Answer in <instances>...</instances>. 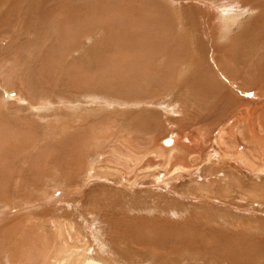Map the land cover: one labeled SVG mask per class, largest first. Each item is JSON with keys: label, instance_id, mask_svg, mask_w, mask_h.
Returning a JSON list of instances; mask_svg holds the SVG:
<instances>
[{"label": "rangeland", "instance_id": "obj_1", "mask_svg": "<svg viewBox=\"0 0 264 264\" xmlns=\"http://www.w3.org/2000/svg\"><path fill=\"white\" fill-rule=\"evenodd\" d=\"M94 2L0 0V264L5 255L22 259L24 246L37 251L44 236L54 245L58 221L86 235L77 243L83 250L91 241L102 253L105 244V261L264 264V190L257 183L264 177L254 178L256 190H224L218 180L198 185L194 175L204 169L211 179L213 137L232 116L253 112L264 128V0H241L252 7L247 12L224 6L227 0ZM223 8L241 14L229 25H236L230 41L218 44L210 20L220 11L225 29ZM145 15L167 26L153 37L147 29L162 45L154 48L149 38L160 51L154 54L140 25ZM242 57L248 59L240 63ZM236 130L227 151L250 144ZM116 149L140 161L132 167L121 157L118 165L110 154ZM172 149L170 159L150 152ZM257 163L264 168L263 158Z\"/></svg>", "mask_w": 264, "mask_h": 264}, {"label": "bare ground", "instance_id": "obj_2", "mask_svg": "<svg viewBox=\"0 0 264 264\" xmlns=\"http://www.w3.org/2000/svg\"><path fill=\"white\" fill-rule=\"evenodd\" d=\"M91 1V0H90ZM93 1H95L94 3H96V5L99 3V2H96V0H93ZM99 1H101V0H99ZM27 2V1H26ZM75 2V1H74ZM107 2H108V0H107ZM33 3V2H32ZM31 2H29L28 4L29 5H31L32 4ZM63 3V2H62ZM89 3H91V2H89ZM102 3H104L103 1H102ZM150 3V2H149ZM222 3L223 2H221L220 4H219V6L220 5H222ZM43 4V3H42ZM92 4V3H91ZM110 4H111V0H110ZM116 4V3H115ZM115 4H113V5H115ZM33 5H35V4H32L31 6L33 7ZM70 5V4H69ZM108 5H109V3H108ZM118 5V4H117ZM117 5H115V6H117ZM130 4H128V6H129ZM244 5V4H243ZM38 6V5H37ZM42 6V5H41ZM88 6V5H87ZM115 6H113V7H115ZM106 7H107V5H106ZM111 7H112V4H111ZM122 7V6H121ZM220 7H222V6H220ZM233 7V6H232ZM45 8H47V7H45ZM116 8V7H115ZM148 8V7H147ZM90 9V8H89ZM122 9H123V7H122ZM133 9V8H132ZM132 9H130V10H132ZM149 9V8H148ZM221 9V8H220ZM250 9H252V7L250 6V8H249V10ZM23 10H25V9H23ZM35 10V9H34ZM37 10V9H36ZM120 10V9H119ZM116 11V10H115ZM243 11V10H242ZM26 12H28L27 11V9H26ZM119 12V11H118ZM148 13L150 12L149 10L147 11ZM154 12V11H153ZM156 12H157V10H156ZM222 12H224V13H222V15L223 16H221V20H223L222 22L224 23V24H226V27H225V30H227V29H229V25H231V24H233V22L237 19V17L241 14V12H239V11H237V10H234V9H232V11L230 10V8H223L222 9ZM228 14H227V13ZM262 12V11H261ZM152 13V12H151ZM118 14V13H117ZM116 14V15H117ZM145 14H147V13H145ZM219 14H221V12L219 11V13H218V15ZM224 14H226V15H224ZM263 14V13H262ZM37 15V14H36ZM75 15V14H74ZM98 15H100V14H98ZM102 15V14H101ZM123 15V14H122ZM152 15V14H151ZM41 16V15H40ZM44 16V15H43ZM144 16V15H143ZM262 16V15H261ZM38 18H37V22H38V19L40 20V17L39 16H37ZM100 17H102V16H100ZM114 17H116V16H114ZM113 17V18H114ZM140 17V16H139ZM142 17V16H141ZM140 17V18H141ZM43 18V17H42ZM103 18V17H102ZM220 18V17H219ZM21 19L22 18H19V20L21 21ZM74 19V18H73ZM94 19V18H93ZM138 19V18H137ZM142 19H143V17H142ZM201 19V18H200ZM101 20V19H100ZM209 20V19H208ZM261 20V19H260ZM36 21V20H35ZM94 21V20H93ZM145 22V26H143L144 27V30H145V33L143 34V35H145V37L146 36H150L149 34H148V32H147V29L148 28H152L153 30L152 31H150L149 33L151 34V36L153 37L154 35H152V34H154V33H157L158 31L159 32H161L163 29H166L167 28V26H166V23L163 21V20H161V19H159V16H157V15H153V16H149V17H147V15H145V18H144V20H142V22L140 21V25H142V23H144ZM207 21V20H206ZM29 22V21H28ZM82 23H83V25H84V27L86 26V22L85 21H81ZM90 22V21H89ZM92 22V21H91ZM210 22H211V24L213 23V25H214V20H210ZM25 23V22H24ZM27 23V22H26ZM95 23V22H94ZM113 23H115L114 21H113ZM80 21H77L76 23H75V27L76 28H79V27H77V26H80ZM90 24V23H89ZM116 24H117V22H116ZM115 24V25H116ZM129 26H128V25ZM126 25L129 27V28H131L130 26L133 24L134 25V23H132V24H130V22H128ZM118 25V24H117ZM144 25V24H143ZM183 25V24H182ZM91 26V25H90ZM120 26V25H119ZM116 27V26H115ZM138 27H141L142 28V26H138ZM158 27H159V30H158ZM160 27H161V29L162 30H160ZM182 27V26H181ZM118 28V27H117ZM132 29H133V26H132ZM128 30V29H127ZM134 30V29H133ZM142 30H143V28H142ZM151 30V29H150ZM158 30V31H157ZM66 31V30H65ZM30 32H32L31 30L29 31V33ZM34 32H37V31H34ZM43 32V31H42ZM42 32H40L41 34H42ZM45 32V31H44ZM124 32V31H123ZM158 32V33H159ZM46 33V32H45ZM45 33H43L44 35H45ZM56 33V32H55ZM122 33V32H121ZM132 33V32H131ZM136 33V32H135ZM139 33V32H138ZM141 33V32H140ZM157 33V34H158ZM160 34V33H159ZM161 34H162V32H161ZM160 34V35H161ZM134 35V34H133ZM142 35V36H143ZM156 35V34H155ZM150 36V37H151ZM159 36V35H158ZM140 37V36H139ZM145 37L143 36V38H144V41H146L147 39H148V41H149V43L151 44V41L150 40H153V44L155 43V42H157V39H155V42H154V38L153 39H151L150 37V40H149V38L148 37H146L147 39L145 40ZM164 37V36H163ZM163 37L161 36V38L163 39ZM155 38H158L157 37V35L155 36ZM161 38H160V40H161ZM66 39H68V38H66ZM127 39V38H126ZM140 39H141V41H143L142 40V38L140 37ZM16 40H18V33H17V35L15 36V38H13V41L15 42ZM41 40V39H40ZM137 40V39H136ZM245 40V39H244ZM129 41H131V40H129ZM132 42V41H131ZM159 39H158V44L157 43H155L153 46H155V45H157V47H158V45H160L159 44ZM165 42V41H164ZM57 43V42H56ZM143 43H145L146 44V46L149 44L148 42H143ZM161 43L163 44V42L161 41ZM133 44H135V43H133ZM137 44V43H136ZM142 44V43H141ZM150 44L148 45L149 47H151L152 46V44H151V46H150ZM144 45V44H143ZM153 46H152V49H153V51H152V49L150 50L151 52H153V54H154V52L156 53V51H158V49L157 50H154V48H157L156 46L153 48ZM162 45H160L159 47L160 48H162L161 47ZM165 46V45H164ZM135 47V46H134ZM137 47H139V45H137ZM65 48V47H64ZM70 48V47H69ZM68 48V49H69ZM126 48V47H125ZM144 48V47H143ZM160 48H159V50H160ZM19 48H16V50H14V52H13V54L14 55H16V57H17V55H18V53L19 52H21V49L20 50H18ZM66 49H67V47H66ZM145 49V48H144ZM147 49V48H146ZM52 50V49H51ZM66 51V50H65ZM26 52H28V51H26ZM25 52V53H26ZM158 52H160V51H158ZM157 52V53H158ZM6 53V52H5ZM9 53V52H8ZM66 53V52H65ZM145 53V52H144ZM27 54V53H26ZM30 54V53H29ZM146 54V53H145ZM24 55V54H23ZM150 55V54H149ZM158 55V54H157ZM156 55V56H157ZM243 55V54H242ZM241 55V56H242ZM246 55V54H245ZM20 57H21V55H19ZM28 56V55H27ZM26 56V57H27ZM56 56V55H55ZM155 56V57H156ZM19 57V58H20ZM24 57H25V55H24ZM154 57V56H153ZM152 57V58H153ZM217 57V56H216ZM7 58V57H6ZM9 58V57H8ZM13 58H15V57H13ZM23 58V57H22ZM144 58V57H143ZM152 58H150V60L152 59ZM243 58V57H242ZM244 59V58H243ZM246 59H248V58H246ZM246 59H244V60H240V63H243L244 61H246ZM3 60V59H2ZM56 60H58V59H56ZM217 60V59H216ZM48 61L50 62V59H48ZM148 61V60H147ZM218 61V60H217ZM41 62V61H40ZM53 62V61H52ZM55 62V61H54ZM139 62V61H138ZM141 63L143 62L142 60L140 61ZM139 62V63H140ZM58 61L57 62H55V64L57 65V67H58ZM135 63V62H134ZM136 63H137V61H136ZM135 63V64H136ZM236 63H237V61H236ZM246 63V62H245ZM22 64V63H21ZM24 64V63H23ZM59 64H60V62H59ZM62 64V63H61ZM60 64V65H61ZM235 64V63H234ZM33 65V64H32ZM49 65H50V63H49ZM28 66V65H27ZM133 66H134V64H133ZM139 66H141L140 64H139ZM143 66V65H142ZM238 66V65H237ZM22 67H23V65H22ZM29 67V66H28ZM47 67H50V66H48V64H47ZM51 67H53L52 66V64H51ZM64 67V66H63ZM62 67V68H63ZM239 67V66H238ZM253 67V66H252ZM59 68V67H58ZM136 68H138V67H136ZM227 68H229V67H227ZM24 69V68H23ZM22 69V70H23ZM52 69V68H51ZM67 69V68H66ZM200 69V68H199ZM230 69H232V68H230ZM246 69V68H245ZM261 69V68H260ZM259 69V70H260ZM27 70H29V69H27ZM31 70V69H30ZM63 70V69H62ZM64 71V70H63ZM62 71V72H63ZM243 71H245L244 69H243ZM246 71H249V73L246 75V76H248V77H250L251 75L252 76H254V74H253V72L252 71H250V69L249 68H247L246 69ZM245 71V72H246ZM18 72V71H17ZM20 72V71H19ZM33 72V71H32ZM50 72V71H49ZM54 72H55V70H54ZM56 72H57V70H56ZM136 71H134V73H135ZM261 73V70L260 71H258V73ZM7 73V72H6ZM41 73V72H40ZM53 73V72H52ZM58 73V72H57ZM56 73V74H57ZM130 73V72H129ZM195 73H197L196 71H195ZM224 73V72H223ZM259 73V74H260ZM23 74V73H22ZM28 74V73H27ZM38 74H39V72H38ZM132 74H133V71H132ZM226 74V73H225ZM40 75V74H39ZM134 75V74H133ZM139 75V74H138ZM187 75V74H186ZM198 75V74H197ZM236 75V74H235ZM255 75H257V74H255ZM29 76V75H28ZM37 76V75H36ZM41 76V75H40ZM135 76H137V74L135 75ZM190 76V75H189ZM238 76V75H237ZM260 76V75H259ZM121 77V76H120ZM142 77V76H141ZM195 77H196V75H195ZM226 77H227V75H226ZM19 78V77H18ZM21 78V77H20ZM19 78V79H20ZM45 78V77H44ZM228 78L229 77H227V80H228ZM244 79H245V76L243 77ZM260 78V77H259ZM121 79V78H120ZM191 79V78H190ZM29 80V79H28ZM43 80V79H42ZM116 80V79H115ZM119 80V79H118ZM226 80V79H225ZM246 80V79H245ZM30 81H32V80H30ZM48 81H50L49 79H48ZM121 81V80H120ZM192 81V80H191ZM190 81V82H191ZM201 81V80H200ZM231 81V80H230ZM229 81V82H230ZM261 81V80H260ZM228 82V81H227ZM48 83V82H47ZM249 83V82H248ZM229 84H231V83H229ZM65 85V84H64ZM176 85V84H175ZM198 85H200V83L198 84ZM26 86V85H25ZM33 86V85H32ZM99 86V85H98ZM109 86V85H108ZM107 86V87H108ZM117 86V85H116ZM197 86V85H196ZM233 86V85H232ZM39 87V86H38ZM110 87H111V84H110ZM235 87V86H234ZM233 87V88H234ZM41 88V87H40ZM29 89H30V87H29ZM37 89V88H36ZM114 89V88H113ZM237 89V88H236ZM249 89V88H248ZM253 90V89H252ZM193 91V90H192ZM233 91V90H232ZM237 91V90H236ZM11 92V91H10ZM31 92V91H30ZM9 94H11V93H9ZM91 94V93H90ZM196 94H198V93H196ZM22 95V94H21ZM207 95V94H206ZM173 96V95H172ZM193 97V96H192ZM92 99V98H91ZM122 99V98H121ZM29 100V99H28ZM182 100V99H181ZM195 100V99H194ZM176 102V101H175ZM28 103V102H27ZM169 103V102H168ZM183 103V102H182ZM194 104V103H193ZM202 104V103H201ZM183 105H184V103H183ZM135 106V105H134ZM205 107V106H204ZM166 108V107H165ZM195 108V107H194ZM28 109V108H27ZM255 109V108H254ZM256 110V109H255ZM245 111H247L246 109H245ZM260 111V110H259ZM216 113V112H215ZM38 114V113H37ZM255 114V113H254ZM254 114H253V112H250V113H245L243 116L241 115V114H239L238 113V116H236V117H234V116H232L228 121H230V123H224L225 124V126H227V125H229V127L226 129V128H224V130L223 129H221V130H219V132H217L216 134H215V136L213 137V141L214 142H216L217 143V145H218V148H217V150L216 151H213V153L215 154V156L213 157V156H211L210 157V162H211V179H208L207 178V176H208V172H205V170L203 169V170H201V174H199V172L197 171V172H195L194 173V175L196 174V179H197V183H198V185H204L205 184V186H207V184L206 183H209L210 185H212L213 187H214V185H215V180H218V182L220 183V184H222V182L225 184V189L224 190H228V189H231L232 190V188H233V186L235 185H237V186H239L238 187V189H241V188H245V187H247L249 190H256V189H258V187H257V183H259L258 184V186H259V190L260 191H263L264 190V182L263 183H261V181L260 182H257V183H254L255 182V179L254 178H259V180H262V178L264 177V168L261 166H259L258 165V163L257 162H260V160L263 158L264 159V157H263V155H264V134H261V131L260 130H264V128H263V125L260 123V118L259 117H256V116H254ZM217 115V114H216ZM219 115V114H218ZM259 115V114H258ZM241 116V117H240ZM220 117V116H219ZM230 117V116H229ZM234 117V118H233ZM222 120V119H221ZM227 120V119H226ZM262 121V120H261ZM61 122H62V120H61ZM217 122V121H216ZM66 124V123H65ZM223 124V125H224ZM63 125V124H62ZM67 125V124H66ZM221 125V124H220ZM5 126V125H4ZM60 128V127H59ZM234 128H237V132H238V130L240 129L241 131H243V135L244 136H247L249 139H250V144H247L246 145V147H247V150H243L242 149V147H237V149H234V150H232L231 152L230 151H227V150H225L227 147H228V143H227V141H228V138L229 137H234L236 140H238L239 139V137H238V135H236V133H235V131H234ZM22 129V128H21ZM66 129V128H65ZM16 131V130H15ZM25 131V130H24ZM50 131V130H49ZM27 132V131H26ZM263 132V131H262ZM7 133V132H6ZM5 133V134H6ZM15 133V132H14ZM18 133V132H17ZM198 133H201V132H199L198 131ZM227 133V137L225 136V134ZM14 135V134H13ZM25 135H20V134H17V138H21V141L20 142H23L24 141V139L22 140V138L24 137ZM59 136V135H58ZM57 136V137H58ZM197 136V135H196ZM199 136V135H198ZM203 136H205V135H203ZM202 136V137H203ZM4 137V136H3ZM6 137H8V135L6 136ZM198 138H200V137H198ZM204 138V137H203ZM205 139V138H204ZM204 139H201L202 140V142H203V140ZM4 140V139H3ZM19 140V139H18ZM58 140V139H57ZM64 140V139H63ZM196 140V139H195ZM138 141V140H137ZM168 141V140H167ZM198 141V140H197ZM19 142V143H20ZM184 142V141H183ZM15 143V142H14ZM16 143H17V139H16ZM185 143V142H184ZM259 145V149H256V145L257 144ZM122 145V144H121ZM163 146V145H162ZM182 146V145H181ZM249 146H251V147H254L255 146V148H249ZM178 147V146H177ZM130 148V147H129ZM168 148V147H167ZM182 149H183V147H181ZM168 149H170V148H168ZM173 149H175V148H173ZM167 150L168 152H166V154H163L162 152H160L159 151V153H157V152H155V151H150V152H153V153H155L154 154V156L155 157H162L163 158V156H166V158L167 159H170L171 158V156H173V155H175L176 154V151H175V154L173 153L174 152V150ZM177 149V148H176ZM200 149V148H199ZM256 149V150H255ZM122 150V149H121ZM124 150V149H123ZM144 150V149H143ZM163 150V149H162ZM189 150V149H188ZM146 151H147V149H146ZM179 151H180V149H179ZM52 152V151H51ZM134 152V151H133ZM149 152V153H150ZM192 152V151H191ZM110 153V152H109ZM108 153V154H109ZM145 154H146V152H144ZM168 153V154H167ZM111 157H113L112 158V160L113 159H115L114 161V163H116V162H118V165L120 164L119 163V159H122L121 157H124L123 155H122V151H121V153L116 149V151L114 150V151H112L111 153ZM109 154V155H110ZM104 155H105V153H104ZM127 154H125V156H126ZM168 155V156H167ZM140 156V155H139ZM139 156H131V155H128V158L127 159H125V157L123 158L124 159V162L125 163H127V164H132V167L133 166H135L136 164H138V161H140V158H139ZM145 156V155H144ZM111 157H110V159H111ZM145 158V157H144ZM149 159V158H148ZM173 159H174V157H173ZM107 160V159H106ZM106 160H105V162H106ZM147 159H145V161H146ZM104 161V160H103ZM108 161V160H107ZM149 162H150V159H149ZM149 162L147 163L148 164V166H149ZM209 162V163H210ZM110 163V162H109ZM203 163V162H202ZM88 164V165H87ZM86 165H87V167L90 165L89 163H87ZM106 164H108L107 162H106ZM159 164H161V163H159ZM260 164V163H259ZM117 165V166H118ZM128 165V166H129ZM162 165V164H161ZM261 165V164H260ZM101 166V165H100ZM82 167V166H81ZM84 167H85V165H84ZM104 167H105V165H104ZM111 167V166H110ZM130 167V166H129ZM90 168H92V166L90 167ZM90 168H89V170H90ZM96 168V167H95ZM123 168V170H124V167H122ZM126 168V167H125ZM131 168V167H130ZM136 168V167H135ZM134 168V169H135ZM182 168H185L184 166L182 167ZM245 169L246 170V172L247 173H249V175H250V180H248L249 181V183L247 182V179H245V178H243V175H241L242 174V172H240V170L239 169ZM36 169V168H35ZM84 170H85V168H84ZM84 170H83V172H84ZM93 170H94V168H93ZM96 170V169H95ZM33 171H34V169H33ZM77 171H81V169L80 170H77ZM106 171V170H105ZM3 172V171H2ZM59 172H61V171H59ZM82 172V171H81ZM91 172V171H90ZM97 173V172H96ZM193 173V171H191L190 172V174H192ZM76 174H78V173H76ZM110 174V173H109ZM97 175H99L98 173H97ZM77 176V175H76ZM79 176V175H78ZM110 176H111V174H110ZM113 176V175H112ZM252 176H253V178H252ZM120 177V176H119ZM209 177V176H208ZM198 178H202V180L203 181H200ZM68 179V178H67ZM193 179V178H192ZM76 181H77V179H76ZM199 181V182H198ZM156 182V181H155ZM233 183V184H232ZM245 183V184H244ZM249 184H250V187H252V189L249 187ZM256 184V185H255ZM236 186V187H237ZM211 187V186H210ZM257 187V188H256ZM209 188V187H208ZM207 188V189H208ZM234 191H235V189H234ZM241 191V190H240ZM240 191H237V193L238 194H240L241 195V193H240ZM253 195V194H252ZM263 196V195H262ZM261 203H263V201L261 202ZM90 213V212H89ZM124 218V217H123ZM55 221V220H54ZM57 223V229H58V233H53V238H54V236H55V238H54V240H55V243H54V245H50L51 243L50 242H48L49 240H47L46 238L44 239V237L42 238L43 240L39 243V245H38V247H37V251L34 249V248H32V247H28V246H24V249H23V251L25 250V251H27L25 254H24V252L22 251V259L21 258H14V257H10L9 255H5V263L6 264H108L107 262H112V261H105L104 260V258L102 257V254H103V250H104V246H105V244L103 245L102 243H100V249L101 248H103V250H102V253H99L100 252V250H99V252L97 251L98 249L97 248H95V246H93L94 244L93 243H91V241L90 242H88L87 240V242L89 243L88 245H89V248H87L86 250L84 249H82L81 247H83L82 245H81V247H80V241H82V236L84 235V233H82L80 230H78V229H76L75 227H73V226H71V225H69V224H67L66 222H61V221H58V222H56ZM62 223V224H61ZM55 225V224H54ZM56 226V225H55ZM95 234V233H94ZM10 235V234H9ZM96 235V234H95ZM84 236H86V235H84ZM14 237V236H13ZM88 237H90V236H88ZM96 237V236H95ZM49 238V237H48ZM56 239H57V241H56ZM86 239V238H85ZM95 239V238H94ZM51 240V239H50ZM53 240V239H52ZM89 240H90V238H89ZM11 241H12V239H11ZM98 242V241H97ZM104 242V241H103ZM77 243H79V244H77ZM112 244V243H111ZM108 246V245H107ZM25 247H28V248H25ZM79 247L81 248V249H79ZM113 247V246H112ZM111 247V248H112ZM83 248H85V245H84V247ZM117 249V248H116ZM112 250H113V248H112ZM115 250V249H114ZM116 251V250H115ZM119 252V251H118ZM105 254V253H104ZM107 254V253H106ZM110 255V254H109ZM119 256V255H118ZM112 257V256H111ZM114 257V256H113ZM118 258H120V256L118 257ZM146 258V257H145ZM151 258V257H150ZM113 260V259H112ZM115 260H116V258H115ZM114 260V261H115ZM121 260V259H120ZM142 261H146V260H142ZM148 261V260H147ZM121 262V261H120ZM140 262H141V259H140ZM122 263V262H121ZM121 263H118V261H117V263H116V261L115 262H112V264H121ZM171 263V262H170ZM138 264H139V262H138ZM141 264V263H140ZM142 264H147L146 262L144 263H142ZM149 264H152V263H149Z\"/></svg>", "mask_w": 264, "mask_h": 264}, {"label": "clouds", "instance_id": "obj_3", "mask_svg": "<svg viewBox=\"0 0 264 264\" xmlns=\"http://www.w3.org/2000/svg\"><path fill=\"white\" fill-rule=\"evenodd\" d=\"M233 5L240 7L245 12L249 10L247 6L241 4V0H227L224 6H233ZM212 11H213V20L215 23V28L217 33V43L226 44L230 41L231 36L234 34L236 30V25L234 24L231 28L225 30L223 25L220 23L219 15L216 12V10L213 9Z\"/></svg>", "mask_w": 264, "mask_h": 264}]
</instances>
